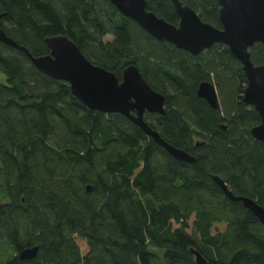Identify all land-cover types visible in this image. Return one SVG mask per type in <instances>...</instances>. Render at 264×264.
Masks as SVG:
<instances>
[{"label":"trees","instance_id":"16d2710c","mask_svg":"<svg viewBox=\"0 0 264 264\" xmlns=\"http://www.w3.org/2000/svg\"><path fill=\"white\" fill-rule=\"evenodd\" d=\"M146 1L178 24L171 0ZM180 1L221 28L217 0ZM1 30L34 56L49 54L45 37L68 36L119 81L135 64L166 98V115L147 123L196 162L175 160L120 114L89 110L68 83L0 42V264H196L194 250L207 264H264L263 225L212 180L264 207V143L250 132L261 121L227 46L194 56L108 0H0ZM250 54L264 65L263 44ZM205 81L218 109L197 96Z\"/></svg>","mask_w":264,"mask_h":264},{"label":"water","instance_id":"95a60500","mask_svg":"<svg viewBox=\"0 0 264 264\" xmlns=\"http://www.w3.org/2000/svg\"><path fill=\"white\" fill-rule=\"evenodd\" d=\"M108 1L151 37L194 56L216 44L227 46L241 63L247 79L243 102L252 106L260 117L261 122L251 129V135L264 143V65L254 64L250 54L255 44L264 45V0H217L221 28L203 22L190 6L180 0H171L179 18L177 25L148 11L146 0ZM44 41L49 54L34 56L3 30L0 31V42L23 52L44 75L68 83L73 96L86 108L105 114H120L150 136L175 160L191 164L196 162L195 157L170 145L147 123V114L166 115V98L147 83L135 64L126 67L119 81L114 73L92 63L68 36H47ZM197 96L212 109L219 108V95L213 82H202L197 89ZM222 129L226 131L227 127L223 126ZM212 180L230 201L242 203L264 227V207L248 197L235 196L219 176H212ZM87 189L90 190V187ZM38 250V247L25 249L19 258L31 260ZM192 253L196 264H207L198 251Z\"/></svg>","mask_w":264,"mask_h":264},{"label":"rangeland","instance_id":"374dc122","mask_svg":"<svg viewBox=\"0 0 264 264\" xmlns=\"http://www.w3.org/2000/svg\"><path fill=\"white\" fill-rule=\"evenodd\" d=\"M111 39H112L111 37H108V38H107V40H108V41H110ZM4 80H5V79H4L3 77H0V82H2V83H3V82H4Z\"/></svg>","mask_w":264,"mask_h":264}]
</instances>
